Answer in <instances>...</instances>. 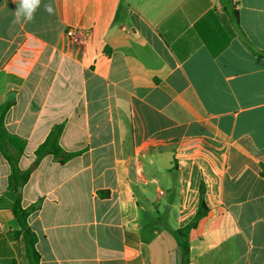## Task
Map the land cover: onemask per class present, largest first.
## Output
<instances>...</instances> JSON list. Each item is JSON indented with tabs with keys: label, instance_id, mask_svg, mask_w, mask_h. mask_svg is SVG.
I'll return each mask as SVG.
<instances>
[{
	"label": "crops",
	"instance_id": "1",
	"mask_svg": "<svg viewBox=\"0 0 264 264\" xmlns=\"http://www.w3.org/2000/svg\"><path fill=\"white\" fill-rule=\"evenodd\" d=\"M16 9L0 0V106L31 175L9 189L0 152V264H30L17 198L39 264H184L202 202L187 264H264V0ZM57 127L75 155L38 160Z\"/></svg>",
	"mask_w": 264,
	"mask_h": 264
},
{
	"label": "trees",
	"instance_id": "2",
	"mask_svg": "<svg viewBox=\"0 0 264 264\" xmlns=\"http://www.w3.org/2000/svg\"><path fill=\"white\" fill-rule=\"evenodd\" d=\"M12 102H7L0 106V152L3 157L9 162L11 166V174L9 176V189L20 193L23 185L27 183L30 178V171H23L19 168V158L24 153L26 148V143L11 134L5 126V115L10 109ZM61 127L55 128L47 137V139L36 149L35 155L39 160L46 154H51L55 158H58L60 163L67 162L74 153H68L63 150L59 143V138L61 135ZM13 213L17 220L19 221L22 230L24 231L26 242L29 245L30 250V264H39L40 255L35 249V242L37 240L36 235L27 226V219L30 215V209H25L22 206L20 198H17ZM207 213V208L202 202L200 209L197 213L196 221L188 227L177 230V236L181 242V247L184 252V264H187L189 255V243L188 234L190 227L195 226L197 221L205 216ZM18 233V232H17Z\"/></svg>",
	"mask_w": 264,
	"mask_h": 264
},
{
	"label": "clouds",
	"instance_id": "3",
	"mask_svg": "<svg viewBox=\"0 0 264 264\" xmlns=\"http://www.w3.org/2000/svg\"><path fill=\"white\" fill-rule=\"evenodd\" d=\"M13 2L17 4L14 23H31L35 19V12L40 7L42 0H13ZM44 11L49 15L54 14L52 4H44Z\"/></svg>",
	"mask_w": 264,
	"mask_h": 264
},
{
	"label": "built area",
	"instance_id": "4",
	"mask_svg": "<svg viewBox=\"0 0 264 264\" xmlns=\"http://www.w3.org/2000/svg\"><path fill=\"white\" fill-rule=\"evenodd\" d=\"M66 35L70 40H72L74 42H78L81 39V32L79 30L74 29V28H69L66 31Z\"/></svg>",
	"mask_w": 264,
	"mask_h": 264
}]
</instances>
